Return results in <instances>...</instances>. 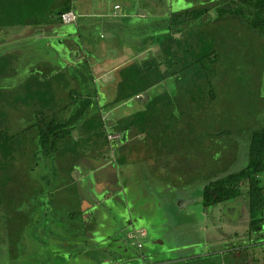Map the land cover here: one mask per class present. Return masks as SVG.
Instances as JSON below:
<instances>
[{"label":"trees","instance_id":"1","mask_svg":"<svg viewBox=\"0 0 264 264\" xmlns=\"http://www.w3.org/2000/svg\"><path fill=\"white\" fill-rule=\"evenodd\" d=\"M152 1L155 14L161 17L155 20L159 30L144 38L143 43L159 45V52L121 67L116 93L108 100L109 96L98 85V77L86 59L80 34L82 25L74 26L80 15L70 2L56 9L52 7L54 0H0V29L27 25L33 26L35 31L38 26L52 23L55 25L46 26L47 30L41 33L44 36L38 39H48L54 44L60 38L69 49V56L75 53L74 64L71 63L74 57H70V61H60L59 55L53 54L50 59L38 58L33 66L39 65V70L27 67L29 74L22 75L27 63L26 52L19 50L16 44H3L6 47L0 52V242L5 241L9 248L26 242L28 230L36 226L37 219H30V216L40 214L42 204L39 203L38 211L33 202L48 195L52 200L46 204L50 203L51 209L54 200L77 205V200H74L76 203L68 201L72 200L68 197L71 189H79V195L82 180L87 178L89 182L91 177L96 178L86 171L81 172L82 158H86L87 150L91 151L87 154L94 156L102 153L101 157L107 161L110 152H121L131 142L136 146L139 135L149 140V147H155V137L160 138L164 133L170 135L178 131L185 139L191 134V125L199 117L197 114L204 115L200 108L209 116L208 107L214 105L218 96L213 81L218 60L214 44L218 39L215 28L206 31L204 26L220 21L225 29L239 18L264 44V0H189L190 6L175 11L172 10L173 0ZM68 11L76 12L77 20L66 25L61 15ZM211 11L215 15L210 14ZM205 20H211L208 22H213L212 25ZM64 27L74 29L77 37L72 39L74 33ZM22 35L18 38H23ZM220 40L232 44L231 38L224 41L222 34ZM70 44H75L76 49ZM46 46L52 48V44ZM172 80L176 88L185 89L189 97L175 98L180 105V118L174 126V100L167 90L155 93L158 85L167 88ZM143 93L147 96L143 107L134 110V98ZM122 105L125 109L130 105L131 112L124 110L120 118L105 116ZM112 120L115 122L109 123ZM161 125L163 127H159ZM116 133L118 137L110 138ZM246 149V164L209 178L203 186L202 198L206 209L222 204L227 205L228 210H244H240L238 220L247 218L246 234L252 244L264 240V125L252 129ZM229 157L230 162L237 159L234 154ZM41 160L47 164V170L34 172ZM118 161L119 158L115 164ZM161 161L166 162L164 157ZM92 167L88 169L94 171ZM77 169L80 170L79 178L73 176ZM210 191L211 198L208 197ZM79 200L78 206L81 205ZM66 210L74 220L84 213V209L80 212ZM86 214L82 220L86 221L85 229L86 219L91 216L89 211ZM35 238L40 241L31 251L26 242L25 261L42 264L40 260L45 255L39 248L45 243L40 237Z\"/></svg>","mask_w":264,"mask_h":264},{"label":"rangeland","instance_id":"2","mask_svg":"<svg viewBox=\"0 0 264 264\" xmlns=\"http://www.w3.org/2000/svg\"><path fill=\"white\" fill-rule=\"evenodd\" d=\"M66 2H70L73 9L81 15L83 25L80 34L84 39L86 36L88 40V43L83 44L84 48L87 50L88 58H90L92 64H95L92 65V69L98 77V85H101V89L110 95L108 100H111L116 91L119 80L118 69L123 63L122 61L130 53L133 57H136V61H139L146 58L147 54L151 55L159 52L158 48L149 49L146 52L135 49L144 45V38L159 30L158 25H155V20H161V17L155 14V2L152 0H54L52 7L58 9ZM190 5L189 0H173L172 10L184 9ZM210 14L215 15L213 11ZM205 21L209 25L213 23L208 22L211 20ZM221 26L222 22L220 21H216L212 26H204L206 31L215 28V38L218 39L214 44L218 60L217 67H215L217 73L213 80L214 91L218 96L214 105L208 107L209 116L205 109L200 108L199 110H203L201 112L204 115L197 114L199 117L191 125V134L185 139L178 135V131L170 135L167 133H164V136L160 134V138L156 136L154 167L149 162V154H151L148 150L147 141L149 140L143 139L141 141V150L143 152L147 151L145 153L147 158L139 157L140 160L135 162H126L127 152H131L128 150V146H124L121 152H110L106 157L110 159L109 163L102 161V153L94 156L87 154L91 152L87 150L85 156L89 164L93 166V175L96 178L92 179L91 177L89 182L87 178L83 179L82 190L79 195L76 190L71 189L72 192L68 197L77 200L76 206L73 204L66 205L61 200H54V208L51 209V204L45 203L46 200H52L48 195L41 197V200L37 202H33L38 211L39 203L42 205L40 214L30 216V219L33 217L34 220L37 219V222H35L37 224L33 229H29L26 235L28 251H31L34 246L36 247V244L40 241L32 235V230L35 233L36 231L41 232L45 226L48 229L54 227L68 228L69 223L66 220L69 216H66L68 212L66 209L80 212L87 204L82 200L93 203V201H96L95 198H102L106 190L116 191L119 188H121V192H117L107 199L109 201L106 204L93 207L99 221L96 224L99 230L92 233L91 236L93 237L90 234L88 238L86 237L87 232H85L84 226L86 221L82 222L85 219L86 212H82L83 215L78 214L79 216L71 222L73 228L63 230V235L67 239L72 238L76 244L77 242L81 243V246L89 243L93 245L100 241L99 236H95L96 234H109L114 231L117 219L126 216L125 206L129 204L131 214L134 217L133 223L137 225L136 230L140 226L147 225L149 221L153 225L149 228V236L143 238L138 233L137 238L130 239L131 243L135 244L133 249L138 248L137 241H142L143 248H139L146 253L147 262L155 260V264H186L187 260L184 257L195 251V247L190 248V246L202 243L203 248H205V238H203V241L200 238H202L204 232L212 236L211 231H215V224H218L217 226L220 228L218 231L223 232L224 242L222 244L225 248L227 245L238 246L244 242L241 237L240 239L226 241L232 230L242 231L247 225L239 224L237 221L241 214L240 209L228 210L227 205L221 204L215 206L216 209H207L209 215L205 217L202 210L205 211L206 208L196 202L201 200L203 186L209 178L221 175L224 170H237L246 164V147L249 134L252 129L264 125V44H262L257 33L254 34L253 31L246 29L239 18H236L225 29ZM44 28L46 29L45 26ZM63 29H68L69 32L74 33L71 35L72 39L77 37L71 27H64ZM31 31H33V26L27 25H16L0 29V52H2V47H6L3 44H16L19 50L21 49L27 54L28 65L26 63L22 75L29 74L26 69H31V66L39 70V65H33L41 57L50 59L51 55L56 54L59 55L58 59L60 61H70L69 49L65 48L62 39L53 40L54 44L48 43L45 39H38L37 34L34 38L35 34H31ZM221 34L224 41L231 38L232 44H224L221 40L219 41ZM20 35L24 37L18 38ZM45 44H52V48L47 47ZM127 47L135 48H132L133 52L121 56L124 51L129 50L126 49ZM98 59H104V61L99 62ZM157 87L155 93L167 90L170 98L174 100L172 104L174 106L172 109L175 111L173 126L177 125V119L180 118V105L176 104L175 98L180 96L189 98L185 93V89H177L174 80L168 82L167 88L163 84ZM146 99V93L136 96L133 109H141ZM129 106H127V109H125V105L120 106V108L117 107L114 110L116 111L115 115L111 116L120 118L122 116L121 112H124V110L131 112L132 109L131 107L128 108ZM122 108L123 110H121ZM128 111L125 113H129ZM182 119L184 117L181 118V121ZM159 127H163V125ZM160 130L162 131V128ZM75 137H77V133H75ZM233 154L237 159L230 162L229 156ZM163 157L166 162L161 161ZM115 158H119L116 166L114 165ZM45 165L47 164L43 160L39 161L37 166L34 167V172L43 173L47 170ZM143 165L147 166L142 167ZM80 168L82 173L88 169L87 166H80ZM115 172H117V175ZM184 193H190V196L194 198L186 207L181 205L182 201H180ZM212 195L213 193L210 191L208 197L211 198ZM80 198L81 200H79ZM78 200L81 202L80 206H78ZM47 208L49 209L46 217L44 214ZM211 209L215 211L214 216H217L215 217V219L218 218L217 222L211 219ZM190 218L192 221L189 220ZM221 218H223V221ZM86 220L90 225L91 219L88 217ZM245 220L247 221V218ZM202 226L206 228L205 231H203ZM44 233L48 236V240L43 235V240L46 243L41 249L39 248V252L42 251L45 256L53 255L49 264H73L72 260L65 255V249L67 248L57 244L60 239L57 238V242V239L53 238L57 237L55 232L50 233L44 229ZM67 239H65L66 244L64 245L68 247L67 243L70 242ZM4 242H0V264L30 263V261H25L27 258L25 240L22 245L13 249L9 248ZM112 246L117 248L113 244ZM102 248L108 249V247ZM244 253L246 254V252ZM93 256H83L82 264H90L95 257ZM260 256L262 255L260 254ZM202 262L206 264V260H202ZM189 264H195V262Z\"/></svg>","mask_w":264,"mask_h":264},{"label":"crops","instance_id":"3","mask_svg":"<svg viewBox=\"0 0 264 264\" xmlns=\"http://www.w3.org/2000/svg\"><path fill=\"white\" fill-rule=\"evenodd\" d=\"M77 14L80 15V13H77ZM51 19H53V18H51ZM54 25L55 24H52V23L51 24L49 23L48 25H41V26H38L35 29V31H32V32L35 34V38H36V34H37V37H41V36H44L41 33L44 32L45 30H47L45 28L43 29L44 26L45 27L46 26H52L53 27ZM66 25H69V23ZM81 25H83V23H82V19H81V15H80L78 22L75 23L74 26H81ZM46 34H48V33H46ZM46 40L48 42V39H46ZM86 42L88 43L86 36H85V39L82 37V43L86 44ZM45 45H48V44H45ZM70 45L72 46L71 47L72 49H74V50L76 49L75 44H70ZM132 48H135V47H127L126 49H129V50L124 51V53H122L121 56H124L125 54H129L132 51ZM155 48H158V51L160 49L159 45H155V44H144L143 46H141L139 48L136 47L135 49L141 50L142 52H146L149 49H155ZM86 53H87V50H86ZM131 54L132 53H130L129 56L126 57V59L124 61H122L123 63L120 65L119 69L121 67L133 62V61H136L135 60L136 57H133V55H131ZM74 56H75V53L73 52L72 57H74ZM127 58H129V59H127ZM86 59L90 63V66L92 69L93 68L92 65H95V64H92L90 58H88V55L86 56ZM82 61H84V60H82ZM97 61L101 62V61H104V59H102V60L98 59ZM71 63H75V57L73 58V61ZM92 71H93V69H92ZM115 93H116V91H115ZM106 95H107V97L110 96L108 93H106ZM115 109L116 108H114L111 111H108L105 114V116H111V115H113V113L115 114V112H116V111H114ZM114 122L115 121L112 120L109 123L113 124ZM115 135H117V137L119 136L118 133H116ZM143 139L146 140V138L143 137V135H139L138 140H136L137 141L136 146L131 142V144H133L135 146V149H133V145H131V144L128 145V148H129V146H132V149L131 148L128 149V150L132 151L131 152L132 154L130 152H127V158H126L127 161L126 162H135L136 160L139 161L140 158H147V156H145V153H147V151L143 152L141 150L142 149L141 141ZM154 148L155 147L151 146L148 149L151 152V154H149V157H150L149 162H150V165L152 167H154V165H155V149ZM116 159L118 160V158H115L114 161H116ZM102 161H106V160L102 158ZM106 163H109V159H107ZM81 164H82V167L87 166L89 168L92 166L91 164H89L88 159H86V158H82ZM102 165H104V164H102ZM114 165L116 166L117 164L114 163ZM145 166H147V165H143L142 167H145ZM87 170H86L87 174H89V175L93 174V171H91L89 169H87ZM79 171L80 170L77 169L73 172V176L75 178L80 177ZM118 171L120 172L119 169H118ZM115 173L117 175V172H115ZM81 186H82V184H81ZM80 190H82V187ZM76 191H79V189H77ZM117 192H121V188H119V190L116 189V191L115 190H106V192L102 195V198H100V199H98V198L96 199L94 196L96 201H93V203H91V201L82 200V201L87 203L86 206L83 207L84 212L89 211V214L91 215L90 216L91 223L85 229V232H87V234H86L87 238H88L89 234L91 236L92 233L97 232L99 230V228L96 226V224H98V222H99L98 216H97L96 212H94L95 208H93V207H95L96 205L101 206L104 203L106 204L109 201L107 199H109L111 196L115 195ZM193 199L194 198L192 196H190V193L189 194L184 193L183 198H181V200H180V201H182L181 205H184L186 207V205H188L189 202ZM202 199L203 198L201 197V200H198L196 202H199L200 204L204 205V203H203L204 200H202ZM68 201L75 202L74 200H68ZM47 202H48V200L45 201V203H47ZM236 206H238V204H236ZM125 208H126L125 210L127 212L126 216H122V217H119L117 219V223L115 224L114 231L112 233H109V234H96L95 236L96 237L99 236L100 241H97L93 245H91L89 243L88 245L81 246L79 244V242H77V244H76L75 241L72 240V238L67 239L63 235V233H62L63 230H65V229L71 230L73 228L71 222L74 221V219H72L73 218L72 215H70L68 212L66 214L67 217L69 216V218H67V220H66V222L69 223L68 228H65V227L55 228L54 227V228L48 229L47 226H45V227H43L41 232L36 231V233H35L32 230V234H34L36 237H40L41 242L43 241L44 243H46L45 240H43V235L46 236V234L44 233V229H45V231L48 230L50 233L55 232V235L57 237H53V236H51V237L56 238V239L57 238L60 239V242H58V239H57V242H58L57 244L67 248V249H65L66 250L65 255L67 256V258L72 260L73 264H82V262L84 260L83 256L84 257H86V256L90 257L93 255L95 257L93 256L94 259L90 264H155V260H151L150 262L146 261L147 255L141 249V248H143V245L138 246V244H137L138 248L133 249L135 244L131 243V240H130V239H134V237L132 236L133 234L138 233L142 229L146 231V234L142 237L144 238L146 236H149V234H150L149 228H150V226H153L152 223L150 224L151 221H149L147 225L140 226V228H138V230H136L137 225H135L133 223L134 217H133V214H131L132 212H131V208H130L129 204H128V206H125ZM48 209L49 208L46 209L44 216H46V214L48 213ZM213 209H216V208L213 207ZM213 209H211V215H212L211 219H212V221L217 222L218 218L215 219V217H217V216H214L215 211ZM240 210L244 211L242 209H240ZM202 214H203V216L206 217L209 215V212H207V209H205V211L202 210ZM86 215H88V214H86ZM142 217H144V215H142ZM147 217L150 218L149 216H147ZM85 218H86V216H85ZM245 219H246V217H242L241 219L238 220V223L239 224L243 223L244 225L247 224V221ZM189 220L192 221L191 218ZM112 221L113 220L111 219V222ZM190 221H189V223L191 225ZM217 225L218 224H215V228H216L215 231H213V232L211 231L212 236L209 233L204 232L202 238H200L202 241H203V238H205V244H206L205 248H203L204 246L202 245V243H200V245L190 246V248L195 247V251L192 253H188L184 257L187 260L186 264H189L190 262H195V264H204L202 262V260H206V264H264V255H263L264 240L251 244L250 243L251 241H249V239L247 238L248 236L246 234L247 233V225H245V228L242 231H233L232 230V233L226 238V241H227V240H232V239L233 240L234 239H240V237H241L243 239L244 243H242L238 246L227 245L226 248L222 244L224 242L223 232L220 233L218 231V229H220V228ZM101 226H103V225H101ZM153 228H155V227H153ZM202 229H203V231H205L206 228L204 226H202ZM59 234H61L62 236ZM74 235H75V232H74ZM47 237L48 236H46V238H45L46 240H48ZM91 237H93V236H91ZM62 238H63V240H62ZM65 239H67L68 242H70V243H67L68 247L66 245H64V244H66ZM220 240H222V241H220ZM140 242L142 243V241H140ZM246 243H249V244H246ZM112 244L117 246V248L113 247ZM102 247H108V249L106 250ZM139 247H141V248H139ZM95 250H98V251H95ZM244 250L246 251V254L244 253L245 252ZM231 254H233V255H231ZM260 254L262 256H260ZM51 258H52L51 256H45L44 258H42L40 260V262L42 264L43 263L49 264L50 263L49 261ZM79 260H81V261L79 262Z\"/></svg>","mask_w":264,"mask_h":264},{"label":"built area","instance_id":"4","mask_svg":"<svg viewBox=\"0 0 264 264\" xmlns=\"http://www.w3.org/2000/svg\"><path fill=\"white\" fill-rule=\"evenodd\" d=\"M61 18H62V20L65 23L75 22L77 20V14L74 11H68V12H64L61 15ZM137 96H139V95H137ZM113 137H117V135H111L110 136V138H113ZM138 233L142 237V236H144L146 234V231L142 229ZM138 233L133 234L132 236L134 238H137L138 237ZM137 244H138V246H142V243L140 241H137Z\"/></svg>","mask_w":264,"mask_h":264}]
</instances>
